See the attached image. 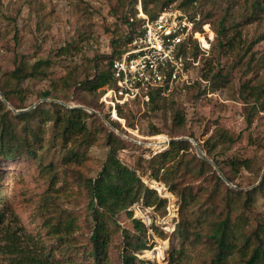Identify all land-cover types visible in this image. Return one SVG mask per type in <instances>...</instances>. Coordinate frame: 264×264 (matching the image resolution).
Wrapping results in <instances>:
<instances>
[{
    "label": "rangeland",
    "instance_id": "1",
    "mask_svg": "<svg viewBox=\"0 0 264 264\" xmlns=\"http://www.w3.org/2000/svg\"><path fill=\"white\" fill-rule=\"evenodd\" d=\"M184 1L176 0L166 8L179 10L194 22L192 35L183 45L190 84H184L185 88L173 97L154 104L138 100L121 105L124 122L116 120L121 127L119 130L105 117L110 113L114 119L112 106L101 105L99 98L93 100L85 90L75 94L73 87H66L65 79L70 75L82 81L95 74L96 65L104 68L107 57H117L128 51L132 42L127 45L126 42L133 30L137 32L132 41L142 31L141 4L137 6V18L133 17L136 27H132L128 19L135 10L130 3L120 0H0V83L10 91L11 100L25 107L22 109L42 99L47 101L38 106L52 102L63 105L58 101L68 108L84 106L88 109L85 111L94 115L86 122L95 138L91 146L81 147L82 134H72L63 140L56 136L53 122L43 124L41 116L33 120L32 125L43 133L40 144L43 143L44 148L37 151L38 156L23 154L11 161L0 157V200L3 198L9 204L7 210L0 206L5 218L0 227V240L4 241L9 232L41 234L48 250H54L60 242L55 235H47L44 223L51 217L71 213L77 217L79 225L74 235L76 245L84 249L89 244L93 226L104 218L100 210L92 216L89 194V182L98 176L104 163L117 157L131 168L142 166L149 174L147 161L168 149V141L183 137L194 139L205 153L211 149L208 158L212 161L249 159L251 167L235 173L222 164L233 177L234 183H231L238 188L235 189L224 180H217L219 174L210 163V167L202 168L201 158L189 141L192 147L182 153L176 173L167 176L168 183L162 178L163 172L158 181L150 179L149 175L142 176L147 186L167 199V205L151 213L155 226L146 233L148 249L138 257L148 264H171L172 251L184 247L185 256L175 260V264H209L211 255L205 253L208 248L211 251L210 245L199 244L194 248L190 243H182L177 236L178 231H184V219L192 221L196 230H202L198 217L218 220L232 209V220L242 216L247 222L245 230L248 233L264 225V192L256 193L248 203L244 195L228 207L229 188L250 191L259 185L264 174V142L258 131L259 107L264 103V39H261L264 37V11L256 16V0H195L192 5L182 7ZM261 1L264 7V0ZM222 18H227L228 27L234 23L238 25L237 29H228L229 35L237 33L232 45L223 50L219 49L216 39V29ZM197 34L205 38L207 46ZM195 46L199 49L197 59L192 56ZM22 61L29 67L36 65L35 76L21 81L10 79L8 74ZM211 68L210 75L221 71L223 77L207 81L204 75ZM90 101L93 106L87 105ZM2 102L0 97V105ZM7 108L16 114L9 106ZM176 110L185 117L183 125L175 122ZM18 125L21 128L23 123ZM103 127L121 137L125 148L111 152ZM222 131L229 134L233 142L222 140ZM155 133L158 134L153 135ZM158 136L166 142L165 149H162L164 146L161 150L155 147L160 140ZM140 159L144 165H138ZM170 164L168 166H175L176 162ZM49 165L54 166L53 172H49ZM155 182L164 190L156 188ZM168 184L176 191L172 192ZM188 192L195 200L183 210V195ZM143 213V209H136L133 216L139 219ZM117 224L122 229L133 227L132 219L125 214L118 216ZM165 226H175V231L170 233L164 230ZM202 231H207V225ZM124 241L120 232L111 249L110 264H122L120 251ZM82 259L80 255L79 260ZM241 259L236 254L232 264H243ZM8 262L0 253V264Z\"/></svg>",
    "mask_w": 264,
    "mask_h": 264
},
{
    "label": "trees",
    "instance_id": "2",
    "mask_svg": "<svg viewBox=\"0 0 264 264\" xmlns=\"http://www.w3.org/2000/svg\"><path fill=\"white\" fill-rule=\"evenodd\" d=\"M120 1L121 3H130L132 9L135 10L133 16L128 19V23L132 27H136L133 17L137 18L138 3L141 4L142 11L147 18L155 20L163 8L173 4L176 0ZM194 2L195 0H185L181 6L192 5ZM254 3L257 5L255 13L257 16V13L264 11V7L261 6L263 1L256 0ZM158 6L159 8L157 9ZM131 19H133V22L130 21ZM227 22V18H222L216 29V39L218 47L221 50L232 45L237 33L235 31L233 36L228 34L229 28L237 29L238 25L234 23V25L228 27ZM144 23L145 19L142 20L141 27ZM136 32L137 30H133L126 45L132 42V36H135ZM261 39H264V37H261ZM124 53L117 57L115 55L107 57L108 61L104 68L96 65L95 74L82 81L69 75L65 79L66 87H73L75 94L85 90L94 97L93 100L99 98L100 104L105 105V103L101 102V98L106 88H113L115 86L113 78L114 62ZM198 55L199 49L195 46L192 56L197 59ZM35 69L36 65L29 67L27 63L22 61L8 76L12 80L17 79L21 81L35 76ZM211 72L212 68L204 75L207 81H216L223 77L221 71L213 75H210ZM184 88V86L176 88L168 96H163L160 91H153L150 93L148 104H154L159 100L173 97L179 90H183ZM0 90L4 97L17 109L25 108L11 100L10 91L2 86L1 83ZM18 93H21V91H18ZM87 105L93 106V101L88 102ZM94 105H97V102ZM46 106L48 107L45 109L44 107ZM0 107L2 110L0 114V157L6 158L7 161L17 160L23 154L32 155V157L36 158L38 156L37 151L44 148L43 143L40 144L43 140V133L40 128L32 125L33 120L40 116L44 118L43 124L50 121L53 122L56 128V136L62 137L63 140H67L72 134H82L83 141L80 144L81 147L91 146L95 140L86 122L88 118L94 115L84 109L68 108L52 102L40 104L28 112L14 114L7 108L4 102L1 103ZM254 108L256 107L254 106ZM116 111L119 117L124 118L122 106L118 105ZM259 112H264V103L259 107ZM105 117L115 128L121 130L119 123L110 117V113H107ZM174 119L178 125H183L185 122V117L179 110L175 111ZM18 123H23V126L20 128ZM103 128L107 133V145L110 147L111 152L125 148V142L121 137L106 127ZM258 131L260 134V127H258ZM220 138L224 141L233 142L232 137L223 131L220 133ZM191 147L192 144L187 140L172 139L168 149L157 153L147 161L150 168L149 174L142 169V166L131 168L117 157H112L109 161H106L98 176L89 182L92 216L94 217L96 211L100 210L104 218L93 226L92 234L89 237V244L84 249L76 245L77 239L74 236L79 226L77 217L71 213H67L66 215L62 213L57 217L47 219L44 223V227L47 228V235H55L60 242L54 250H48V245L45 244L41 234L36 236L22 232L21 235H18L16 232H9L4 241L0 240V244H2V241L5 242L0 245V253L9 261L8 264H110L111 249L115 245L114 241L116 237L122 232V237L125 240L124 247L120 251L122 264H148L147 261L138 257L139 253L148 249L146 238L148 228L140 219L134 218L133 211L130 208L137 203L143 204L145 207H152L155 210L165 208L167 199L162 198L155 189L147 186L143 182L142 176L149 175L150 179L158 181L160 173L163 172L162 178L164 182L168 183L167 176L176 173L181 163L180 158L182 153L187 152ZM211 152V149L206 151L209 158L212 154ZM213 161L232 183H234L233 177L224 170L222 164L231 168L235 173H238L242 168L250 169L251 167L249 159H228L222 161V163L216 159H213ZM143 162V159H140L138 165H144ZM172 162H176V165L168 166ZM200 163L202 168L204 166L210 167L209 163L205 160L201 159ZM48 168L50 169L49 172L54 171L53 165H49ZM139 171L140 174H138ZM55 176L53 175V177ZM217 180L219 182L223 181L220 176L217 177ZM168 186L172 192L176 191L175 187H172L170 184ZM258 192H264V174L259 185L250 191L243 192L229 188L228 207L230 208L233 203L240 200L244 195L246 196V203L252 202L253 196ZM194 200V195L191 192L184 194L182 209H186ZM1 205L4 210H7L9 207V204L3 198L0 200ZM230 210L226 217L218 220L212 219L209 221L205 217H198V224H200L202 230L203 226L207 225L205 233L202 230H196L194 225H192V221L184 219L182 225L185 232L178 231L177 236L182 240V243H190L194 248L199 244L210 245L211 251L208 248L205 253V255L209 253L211 255L209 264H232L236 254L242 257L243 264H264V225H259L255 230L248 233L245 230L247 225L245 219L239 216L236 220H232ZM121 214H125L132 219V228L122 229L119 227L117 222L118 216ZM4 220V213L0 209V227L3 225ZM184 250L185 248L183 247L172 251L171 264H175V260H179L185 256ZM54 252H56L55 256ZM80 255L83 257L82 261L79 260Z\"/></svg>",
    "mask_w": 264,
    "mask_h": 264
},
{
    "label": "built area",
    "instance_id": "3",
    "mask_svg": "<svg viewBox=\"0 0 264 264\" xmlns=\"http://www.w3.org/2000/svg\"><path fill=\"white\" fill-rule=\"evenodd\" d=\"M145 23L131 43V48L114 62L115 86L106 88L101 102L112 106L130 102L150 101V93L160 91L168 96L176 88L190 84L183 54L184 44L192 35L194 22L179 10L164 9L157 19L149 20L141 11ZM260 136L264 142V112L260 113ZM143 209L139 218L148 228L155 226L151 215L154 208L137 203L130 210ZM164 230L172 233L175 226Z\"/></svg>",
    "mask_w": 264,
    "mask_h": 264
},
{
    "label": "water",
    "instance_id": "4",
    "mask_svg": "<svg viewBox=\"0 0 264 264\" xmlns=\"http://www.w3.org/2000/svg\"><path fill=\"white\" fill-rule=\"evenodd\" d=\"M0 97L2 99V101L7 105L9 106L11 109H13V111L16 113V114H20V113H24V112H28L34 108H36L38 106L39 103L41 102H44V101H47V100H40L38 103H36L35 105L29 107L28 109H21V110H17V109H14L11 104L9 103V101L4 97L2 91L0 90ZM59 103L63 104L66 106L65 103L63 102H60L58 101ZM80 108H83V109H86L88 110L86 107L84 106H79ZM95 113V111H91V113ZM106 124L113 130H115L116 132H118L117 129H115L107 120H105ZM174 140H188L190 142L193 143V145L195 146V149H196V152H197V155L202 159V160H205L207 161L208 163H210L211 165H213V167L217 170L219 176L229 185V186H232L234 187L235 189H238L236 186H234L226 177L225 175L223 174V172L220 170L219 166L214 162L212 161L211 159L208 158L207 154L203 151V149L201 148V146L192 138H188V137H183V138H179V139H174ZM171 141H168L167 142V145L170 144Z\"/></svg>",
    "mask_w": 264,
    "mask_h": 264
},
{
    "label": "bare ground",
    "instance_id": "5",
    "mask_svg": "<svg viewBox=\"0 0 264 264\" xmlns=\"http://www.w3.org/2000/svg\"><path fill=\"white\" fill-rule=\"evenodd\" d=\"M207 30H208V27H207ZM211 35V37H212V33H210ZM203 44H204V46H207V41L205 40V38L204 37H202V36H200L199 34H197V36H196ZM113 118L115 119V120H119V121H121V122H124V119L123 118H121V117H119L118 116V114H117V111H113ZM127 128V127H126ZM157 139H160V140H158V142H156L154 145H155V147L156 148H162L163 146H164V148H162V149H165V147H166V142L163 140V137L162 136H158L157 137ZM153 145V146H154ZM168 148V147H167ZM161 150V149H160ZM148 157V156H147ZM155 184V187L156 188H158L159 190H161V191H163L164 190V188L163 187H161L157 182H155L154 183ZM167 196H169V193H167ZM166 222V221H165ZM166 247V246H165ZM163 251V250H162ZM161 252V251H160ZM162 257V256H161Z\"/></svg>",
    "mask_w": 264,
    "mask_h": 264
}]
</instances>
